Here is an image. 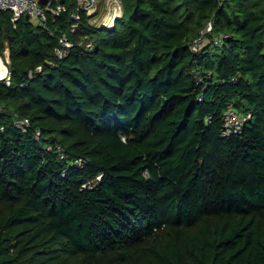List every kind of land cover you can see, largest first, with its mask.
I'll return each mask as SVG.
<instances>
[{
	"label": "trees",
	"instance_id": "trees-1",
	"mask_svg": "<svg viewBox=\"0 0 264 264\" xmlns=\"http://www.w3.org/2000/svg\"><path fill=\"white\" fill-rule=\"evenodd\" d=\"M119 1L0 12V264H264V0Z\"/></svg>",
	"mask_w": 264,
	"mask_h": 264
},
{
	"label": "built area",
	"instance_id": "built-area-1",
	"mask_svg": "<svg viewBox=\"0 0 264 264\" xmlns=\"http://www.w3.org/2000/svg\"><path fill=\"white\" fill-rule=\"evenodd\" d=\"M110 0H76L77 10L71 13L70 19L74 23L72 26V31L74 32L79 23L82 20L81 12L85 11L89 14H94L98 9V6L102 2ZM117 2L118 8L114 9L109 17H113L114 21L117 17H122L123 9L121 2L119 0H113ZM119 3V4H118ZM68 8L65 4L62 3V0H46V3L43 4L41 0H0V12H12L13 18L12 21L15 23L23 16H29V19L35 22L39 27L44 29L49 28L50 22L56 23L57 19L61 17L62 14L67 13ZM213 23L209 22L201 31L199 36L193 42V50L197 51L202 48L208 41L209 35L213 32ZM54 36L53 33H51ZM226 36L221 35L215 40V44L222 45ZM73 42L69 39L67 35H62L59 38L58 47L56 49V56L60 59L66 57L70 50L73 48ZM90 46V45H89ZM10 64V61H8ZM38 71H41V67L38 68ZM32 76V73L30 74ZM4 79H6L7 84H10V74L6 73ZM200 83V82H199ZM5 108L4 105L0 104V113L3 112ZM251 114L243 117L240 116L234 110L227 112L225 117V124L223 130V137H229L232 135H242L244 132L245 123L251 119ZM14 125L16 128L27 132L31 127V122L27 118H20L16 115ZM41 135L40 131L36 133V139H39ZM64 158V155L61 156ZM77 165H82V161H76ZM66 176V173L63 174V177ZM86 187V185L84 186Z\"/></svg>",
	"mask_w": 264,
	"mask_h": 264
},
{
	"label": "rangeland",
	"instance_id": "rangeland-1",
	"mask_svg": "<svg viewBox=\"0 0 264 264\" xmlns=\"http://www.w3.org/2000/svg\"><path fill=\"white\" fill-rule=\"evenodd\" d=\"M117 8H118L117 2H114L113 0L102 2L100 4V7L98 8V11L100 12L99 18H97L94 22L97 23V22L101 21L102 24L112 25L113 22H114V18L113 17H109V16L113 12V10L117 9ZM101 23H100V25H101ZM0 58L4 62V65H5V68H6V72H7L8 71L7 70L8 69L7 60L9 59L8 51L5 53L4 56H0Z\"/></svg>",
	"mask_w": 264,
	"mask_h": 264
},
{
	"label": "bare ground",
	"instance_id": "bare-ground-1",
	"mask_svg": "<svg viewBox=\"0 0 264 264\" xmlns=\"http://www.w3.org/2000/svg\"><path fill=\"white\" fill-rule=\"evenodd\" d=\"M6 68L5 65L2 62V59L0 58V78H3L6 75Z\"/></svg>",
	"mask_w": 264,
	"mask_h": 264
},
{
	"label": "crops",
	"instance_id": "crops-1",
	"mask_svg": "<svg viewBox=\"0 0 264 264\" xmlns=\"http://www.w3.org/2000/svg\"><path fill=\"white\" fill-rule=\"evenodd\" d=\"M95 12H97V10H96ZM114 22H115V21H114ZM114 22H113V23H114ZM101 25H102V26H110V27L113 26V24H112V25H106V24H102V23H101ZM6 52H7V51H6ZM8 53H9V51H8ZM1 58H2V57H1ZM8 61H10V60H9V59L7 60V65H8ZM2 62H3V60H2ZM3 64H4V62H3ZM7 70H8V69H7ZM8 72H9V70L7 71V73H8ZM4 77H5V76H4ZM4 77H3V78H0V81H1L2 79H4Z\"/></svg>",
	"mask_w": 264,
	"mask_h": 264
},
{
	"label": "water",
	"instance_id": "water-1",
	"mask_svg": "<svg viewBox=\"0 0 264 264\" xmlns=\"http://www.w3.org/2000/svg\"><path fill=\"white\" fill-rule=\"evenodd\" d=\"M41 2H42L43 4H45V3H46V0H41ZM27 18H29V16H27Z\"/></svg>",
	"mask_w": 264,
	"mask_h": 264
}]
</instances>
